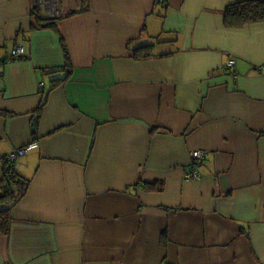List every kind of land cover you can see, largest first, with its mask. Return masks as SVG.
<instances>
[{
  "label": "crops",
  "instance_id": "crops-1",
  "mask_svg": "<svg viewBox=\"0 0 264 264\" xmlns=\"http://www.w3.org/2000/svg\"><path fill=\"white\" fill-rule=\"evenodd\" d=\"M240 1L0 0V179L37 145L0 264H264V21L226 26Z\"/></svg>",
  "mask_w": 264,
  "mask_h": 264
},
{
  "label": "trees",
  "instance_id": "trees-1",
  "mask_svg": "<svg viewBox=\"0 0 264 264\" xmlns=\"http://www.w3.org/2000/svg\"><path fill=\"white\" fill-rule=\"evenodd\" d=\"M223 15L224 24L228 27L241 26L249 22L264 21V1L245 0L237 2L236 4L227 6ZM57 20V18L53 17L45 18L40 20L38 26L55 28ZM142 47L149 48L148 45H141L138 47L139 50ZM139 50H135L137 53L134 50L132 52L137 58L142 55L140 54L141 50ZM144 55L148 56V53ZM2 162L3 173L0 179V234H8L12 222L11 212L15 205L26 195L25 193L30 181L18 173L12 162H8L6 158ZM194 166L193 170H195ZM150 188L153 190H161V183L156 182L155 184H151Z\"/></svg>",
  "mask_w": 264,
  "mask_h": 264
},
{
  "label": "built area",
  "instance_id": "built-area-1",
  "mask_svg": "<svg viewBox=\"0 0 264 264\" xmlns=\"http://www.w3.org/2000/svg\"><path fill=\"white\" fill-rule=\"evenodd\" d=\"M41 1L44 2V3H51V0H50V1H49V0H41ZM13 48H14V49H13V52H12V53H13V55H14L15 57L22 55L23 48H21V47L18 46V45L14 46ZM228 66H229L230 69H232L233 66H234L233 61H230V62L228 63ZM40 84L42 85L41 82H40ZM35 146H37L35 142H33V143H31V144H27V145H25V146H21V148H17V149H14V150L10 151L9 154H7V155L5 156V158H6V160H7L8 162H12V163L14 164V166L16 167L17 164H18L19 159L21 158V156H23V155L26 153V151H29V150L33 149V147H35ZM206 153H207L206 150H200V149H198V150H193V151L191 152V154H192V155H191V163H192V164H190V166H189L188 170L186 171V174H185V175H189V174H192V173L195 172V173H194V174H195L194 176H195L197 179L199 178V174H198V172L195 171V170H192V167L194 166L195 163H197V162H199V161H202L203 158L205 157ZM192 176H193V175H192ZM192 176H191V177H192ZM186 178H187V179H190L189 177H186Z\"/></svg>",
  "mask_w": 264,
  "mask_h": 264
},
{
  "label": "rangeland",
  "instance_id": "rangeland-1",
  "mask_svg": "<svg viewBox=\"0 0 264 264\" xmlns=\"http://www.w3.org/2000/svg\"><path fill=\"white\" fill-rule=\"evenodd\" d=\"M50 1V0H49ZM52 2H51V4L52 5H54V6H56V4L54 3V0H51ZM56 12V11H55ZM192 155V154H191ZM195 173V172H194ZM194 173H192V174H189V175H185L186 174V172L184 173V177H185V179L184 180H186V181H190V180H192V179H196L197 180V178L194 176L195 174ZM193 175V176H192ZM192 176V177H191ZM186 177H189L190 179H187Z\"/></svg>",
  "mask_w": 264,
  "mask_h": 264
}]
</instances>
